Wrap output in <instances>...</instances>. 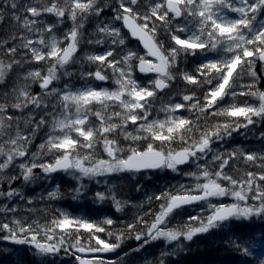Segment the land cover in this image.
<instances>
[{
	"label": "snow or ice",
	"instance_id": "6c2138e0",
	"mask_svg": "<svg viewBox=\"0 0 264 264\" xmlns=\"http://www.w3.org/2000/svg\"><path fill=\"white\" fill-rule=\"evenodd\" d=\"M0 264H264V0H0Z\"/></svg>",
	"mask_w": 264,
	"mask_h": 264
},
{
	"label": "trees",
	"instance_id": "16d2710c",
	"mask_svg": "<svg viewBox=\"0 0 264 264\" xmlns=\"http://www.w3.org/2000/svg\"><path fill=\"white\" fill-rule=\"evenodd\" d=\"M179 179V177H176L174 174L170 173V172H160L158 174H156L151 180L147 181L148 185L151 186H160V185H164L165 183H175L176 180ZM58 183H61L62 185V190L69 188L74 181H72L69 177L67 176H62L61 179H58L57 181ZM39 190V189H37ZM65 205L68 204H75V202L72 201H65L64 202ZM71 210V209H69ZM208 248L209 251H211V242H204L203 244H201V248H200V253L198 254L196 251H193L192 253V259L194 260H206L209 259L210 257L208 255L205 254V248ZM195 248V246H194ZM233 254H228V253H219L216 258L217 259H221V260H228L232 258Z\"/></svg>",
	"mask_w": 264,
	"mask_h": 264
},
{
	"label": "rangeland",
	"instance_id": "374dc122",
	"mask_svg": "<svg viewBox=\"0 0 264 264\" xmlns=\"http://www.w3.org/2000/svg\"><path fill=\"white\" fill-rule=\"evenodd\" d=\"M161 118H163V114H161Z\"/></svg>",
	"mask_w": 264,
	"mask_h": 264
}]
</instances>
